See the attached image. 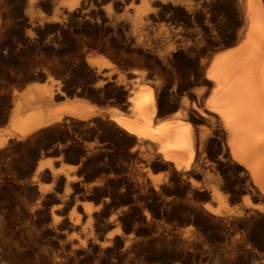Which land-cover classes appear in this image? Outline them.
<instances>
[{
    "label": "bare ground",
    "instance_id": "6f19581e",
    "mask_svg": "<svg viewBox=\"0 0 264 264\" xmlns=\"http://www.w3.org/2000/svg\"><path fill=\"white\" fill-rule=\"evenodd\" d=\"M27 46L0 264H264V0H0Z\"/></svg>",
    "mask_w": 264,
    "mask_h": 264
},
{
    "label": "rangeland",
    "instance_id": "374dc122",
    "mask_svg": "<svg viewBox=\"0 0 264 264\" xmlns=\"http://www.w3.org/2000/svg\"><path fill=\"white\" fill-rule=\"evenodd\" d=\"M225 17H227V18H229V16H227V15H225L224 16V20L225 21H227L226 23H225V25H226V27H227V29H226V27H225V30L227 31V30H231L230 32L229 31H227V33H226V31H225V33H226V35L229 33V34H231V33H233L234 32V30L235 31H237L238 29V26L236 25V24H234L233 23V21H231L232 19L231 18H229L228 20H227V18H225ZM229 22V23H228ZM231 22V23H230ZM233 24V25H232ZM228 25V26H227ZM232 25V26H231ZM12 27H14L12 30H11V28ZM12 27H9L7 30H6V32H4L6 35H4V36H6V37H4L3 36V40L5 41V42H7L8 43V45H7V43H5L8 47H10L9 45H17L18 43H20V41L22 40V38H23V34H25V32H24V30H22V31H19L14 25H12ZM229 27L231 28V29H229ZM234 27L236 28V29H234ZM10 29V32L8 31ZM12 31V32H11ZM233 31V32H232ZM13 32H14V34H13ZM18 34H17V33ZM16 33V34H15ZM19 33H20V36H21V34H22V36L20 37L19 36ZM8 34V35H7ZM13 34V35H12ZM15 35H18L17 37L15 36ZM12 36V37H11ZM14 36V37H13ZM16 37V38H15ZM20 37V38H19ZM12 38V39H11ZM8 39V40H7ZM18 39H19V42H18ZM21 39V40H20ZM7 40V41H6ZM15 43V44H13V42ZM12 42V43H11ZM10 43V44H9ZM30 47H31V45H29ZM29 46H27L25 49L27 50V51H23V52H21L20 54H19V52H16L15 50H14V52L16 53L15 55V59L14 58H11L10 59V56L8 55V57H7V59L5 60L4 59V63H1L0 64V84H2V85H0V91L2 90L3 92H5L6 91V93H10V92H12L13 90H15L17 87H19V82L21 81L20 79H22L23 77H21V76H23V75H25L26 73H24V72H28V71H30V69H36V68H44L46 65L47 66H49V61H50V59H52V57H53V55H51L52 53L50 52V50H51V48H48V47H46L45 49L44 48H42L43 50H44V52H43V50L42 49H36L34 46H32V48H34V50L32 49V48H29ZM7 47V48H8ZM6 48V46H5V48H4V50H3V52H5L6 50L5 49H7ZM28 49H30L29 51L30 52H28ZM32 49V50H31ZM48 49V50H47ZM37 50V51H36ZM39 50H41L40 52H39ZM47 52H46V51ZM31 51H33V52H31ZM34 52H37V53H34ZM24 55H23V54ZM25 53H27L26 55H25ZM28 53H30V55H28ZM33 53V54H32ZM22 54V56L23 57H21L20 55ZM17 55H19V57L17 56ZM50 55L52 56V57H50ZM28 57L27 59H26V57ZM29 56H30V59H29ZM32 56H33V58H32ZM50 57V58H49ZM9 58V59H8ZM20 58H22V59H20ZM26 60H25V59ZM12 59H14L15 61H13ZM19 59V60H18ZM28 59L30 60V61H28ZM46 59H49V61H47ZM12 60V61H11ZM23 60H25V61H23ZM33 62H32V61ZM35 60H36V62H35ZM44 60V61H43ZM7 61V62H6ZM9 61H11L12 63H10ZM17 61V63H19L20 64V66H19V64H17V63H15ZM38 61H40L39 63H38ZM47 61V62H46ZM51 61H53V60H51ZM50 61V62H51ZM22 62H26V63H24V65H23V63ZM30 62H32V65H30L31 63ZM34 62L36 63V68L34 67L35 66V64H34ZM44 63V66L41 64V63ZM46 62V63H45ZM10 63V64H9ZM30 63V64H29ZM4 64V65H3ZM12 64V65H11ZM16 66H15V65ZM22 64V65H21ZM26 64V65H25ZM34 64V65H33ZM51 64V63H50ZM9 65V66H8ZM14 65V66H13ZM30 65V66H29ZM38 65V66H37ZM43 66V67H41V66ZM2 66H6L5 67V69H3L2 68ZM18 66L20 67V68H18ZM24 66V67H23ZM33 66V67H32ZM46 66V67H47ZM10 67H12V68H10ZM22 67H23V69L25 68V67H28L29 68V70L28 71H26V69H28V68H26L25 70H23L22 69ZM31 67V68H30ZM4 71H6V72H4ZM20 69V70H19ZM22 69V70H21ZM2 71L4 72V73H2ZM22 71V72H21ZM23 73V74H22ZM19 81V82H18ZM16 84H19V85H17L16 86ZM18 89V88H17ZM9 90H10V92H9ZM1 91V92H2ZM2 92V94H4Z\"/></svg>",
    "mask_w": 264,
    "mask_h": 264
}]
</instances>
